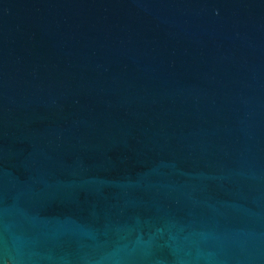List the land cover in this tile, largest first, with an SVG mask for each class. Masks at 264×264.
<instances>
[{"label":"water","instance_id":"1","mask_svg":"<svg viewBox=\"0 0 264 264\" xmlns=\"http://www.w3.org/2000/svg\"><path fill=\"white\" fill-rule=\"evenodd\" d=\"M0 264H264V0H0Z\"/></svg>","mask_w":264,"mask_h":264}]
</instances>
